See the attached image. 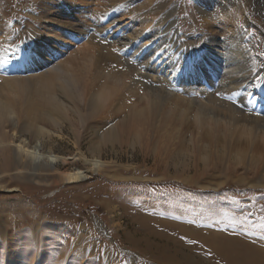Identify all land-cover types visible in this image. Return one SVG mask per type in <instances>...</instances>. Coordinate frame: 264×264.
<instances>
[{"label": "bare ground", "instance_id": "1", "mask_svg": "<svg viewBox=\"0 0 264 264\" xmlns=\"http://www.w3.org/2000/svg\"><path fill=\"white\" fill-rule=\"evenodd\" d=\"M102 1L106 0H36L32 7L20 11L23 32L0 13V174L38 182L45 176H57L58 181L68 184L82 182L88 174L118 167L105 161V149L128 145L153 156L165 170L174 159L183 164L203 163L205 170L223 166L224 172L232 175L244 167L247 172H259L264 182V100L259 95L262 90L254 92L255 85L250 87L248 82L252 75L264 73V58L255 33L251 34L252 23L247 20L241 25L239 7L236 17L226 25L232 33L211 27L225 32L213 33L203 44L186 46L184 33L168 28V34L176 38L169 41V53L155 46L150 54L147 49L162 34L153 26L156 18H146L143 12L146 19L141 28L136 27L137 37L133 38L131 31L129 34L121 28L116 12L106 11ZM167 6H151L148 13ZM256 7L264 18V0H256ZM172 13H177L176 6ZM94 15L97 22L89 24ZM258 27L264 39V23ZM90 28H95V33L88 37ZM196 38L201 39L194 36L193 41ZM80 39H88V45L71 49V43L79 44ZM129 46L134 48V56L145 52L149 62L136 63L140 67L134 68L130 61L136 58L125 59ZM218 81L222 94L238 89L243 92L258 115L244 113L227 102L220 104L214 96L194 101L186 94L153 86L169 83L186 92L205 94L207 86ZM97 120L110 126L93 131L88 155L81 149L83 133ZM47 121L50 130L44 126ZM66 125L75 138L77 160L86 164L84 171L62 172L59 163L70 165L72 159L57 155L52 147L51 153L45 150V140L51 141L55 133L63 134ZM177 178L195 180L185 174ZM217 238H210L208 244L232 264L250 262L248 255L237 258L236 240ZM252 247L246 244L245 252Z\"/></svg>", "mask_w": 264, "mask_h": 264}, {"label": "rangeland", "instance_id": "2", "mask_svg": "<svg viewBox=\"0 0 264 264\" xmlns=\"http://www.w3.org/2000/svg\"><path fill=\"white\" fill-rule=\"evenodd\" d=\"M35 1L0 0V13L23 32L24 24L18 20L20 11L32 7ZM233 1L236 3L224 0H106L102 3L106 11L116 12L121 28L125 27L129 34L131 31L133 38L148 15L153 16L150 19L156 18L153 26L161 29L162 34L147 49L150 54L155 46L169 53V41L176 38L168 34V28L180 29L186 46L203 44L213 33L220 32L211 27L232 33L234 30L226 25L236 17L239 7L241 25L245 26L247 20L252 23L251 34L255 33L259 54L264 58V39L258 27L263 25L264 18L256 0ZM164 3L168 4L164 10L148 13ZM175 6L177 13H172ZM130 11L134 14L128 15ZM95 17L88 20L89 24L97 22ZM94 33L95 28H90L86 35ZM194 36L201 39L193 41ZM79 41V44L71 43V49L89 42ZM134 51L133 47L125 48V59L136 58L130 61L134 68L140 67L136 63L149 62L145 52L134 56ZM248 82L250 87L255 85L254 92L259 94L262 90L259 95L264 100V73L252 75ZM153 86L165 92L186 94L194 101L214 96L220 104L227 102L244 113L258 115L239 89L222 94L219 81L207 86L205 94L186 92L169 83ZM48 122L44 126L50 130ZM109 126L110 123L102 120L91 122L83 133L82 152L89 155L93 131L106 130ZM63 132L53 134L51 141L45 140V150L51 153L52 147L57 155L72 159L70 165L59 163L62 172L86 170V164L75 155L78 150L70 127L66 125ZM103 157L118 167L88 174L82 182L70 184L58 181L57 176H45L38 182L15 174H0V264H232V260L208 244L214 236L236 240L237 258L242 260L248 255V264H264V182L259 172L248 173L240 167L232 175L225 173L223 166L205 170L203 163L183 164L175 159L165 170L153 156L128 145L108 147ZM238 173L241 178L236 176ZM179 174L195 180L183 181L177 178ZM246 244L253 246L248 253Z\"/></svg>", "mask_w": 264, "mask_h": 264}]
</instances>
